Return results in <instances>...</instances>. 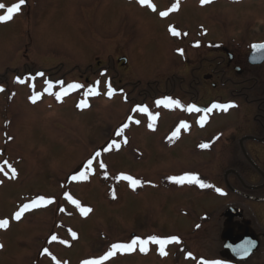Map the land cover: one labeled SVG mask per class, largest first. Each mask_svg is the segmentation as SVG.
<instances>
[{"label": "rangeland", "instance_id": "1", "mask_svg": "<svg viewBox=\"0 0 264 264\" xmlns=\"http://www.w3.org/2000/svg\"><path fill=\"white\" fill-rule=\"evenodd\" d=\"M25 1L10 21L0 22V220H8L0 228V264H83L106 255L113 243H130L132 234L148 239L152 229H164L173 217L163 193L165 176L178 163L155 164L153 151L131 144L144 121L126 99L105 101L69 88L43 94L44 83L24 74L23 46L28 44L33 64L46 69L54 60L67 73L72 67L64 52L102 57L117 40L129 61L126 69L111 72L120 85L180 63L173 54L185 35L191 36L188 41L200 36L204 48L207 41L219 42L231 33L263 38L264 0H149L155 11L139 0ZM0 3L11 6L19 0ZM164 11L168 15L161 17ZM188 53L196 59L193 50ZM130 89L128 84L123 90L129 98ZM56 93H62L61 99ZM34 95L39 97L35 102ZM82 101L87 107L78 106ZM134 118L141 123L135 125ZM187 166L181 162L177 169ZM80 173L86 178L72 179ZM137 175L143 183L135 188L121 179L138 180ZM40 196L53 202L15 219L23 205ZM81 208L91 211L85 214ZM146 247V252L139 246L117 251L103 264H167L166 255L156 259L150 244Z\"/></svg>", "mask_w": 264, "mask_h": 264}, {"label": "flooded vegetation", "instance_id": "2", "mask_svg": "<svg viewBox=\"0 0 264 264\" xmlns=\"http://www.w3.org/2000/svg\"><path fill=\"white\" fill-rule=\"evenodd\" d=\"M262 35L250 39L231 33L219 42L207 41L206 48L200 36L188 41L191 36L185 35L173 54L180 63L157 67L148 71V76L131 81L119 80L120 85L111 72L126 69L129 61L117 40L109 43L110 50L102 57L92 52L86 53V58L64 52L72 67L67 73H62L54 60L46 69L33 64L28 44L23 46V70L30 80H38L51 90L77 84L81 87L69 89L81 93L94 89L98 94L91 95L105 101L126 99L144 121L131 144L153 151L155 164L188 165L185 170L172 165L174 170L166 173L163 193L173 217L163 230L148 232V239L178 237L179 243L164 247L167 264H264V49L252 48L264 45ZM189 49L196 59L189 58ZM109 84L111 97L107 94ZM128 84L130 98L123 91ZM169 98L179 101L180 106L163 103ZM216 103L235 106L207 114L188 110L192 105L204 109ZM133 122L141 123L137 118ZM184 124L187 127H181ZM186 174L198 176L211 187L170 180ZM137 178L143 183L140 176ZM193 206L199 212H194ZM174 216H180V221ZM133 235L145 239L144 235ZM148 244L151 255L160 257L159 245ZM226 245L231 248L229 256Z\"/></svg>", "mask_w": 264, "mask_h": 264}, {"label": "snow or ice", "instance_id": "3", "mask_svg": "<svg viewBox=\"0 0 264 264\" xmlns=\"http://www.w3.org/2000/svg\"><path fill=\"white\" fill-rule=\"evenodd\" d=\"M139 2L141 4H149L150 7H152L153 11H155V6L154 5H151L149 3V0H139ZM207 2H210V0H201V3H207ZM25 3V0H19V3H16V4H13L11 6H6L4 3H0V10H5V13L4 15H0V22H7V21H10L14 14H16L17 12H19L21 6ZM177 7V5H173V9L172 10H175V8ZM168 15V12L167 11H164V12H160V16L161 17H165ZM171 33L173 35H179V33L175 30V28H171L170 29ZM198 46V45H197ZM254 48H258V49H264V45H254L253 46ZM181 54L182 53V50H181ZM18 82H23V81H19V78H18ZM51 87V85H50ZM78 87H81L80 85H77V84H70L68 85V88H71V89H75V88H78ZM3 89L0 88V91H2ZM89 94H98V92H96L94 89H89V92L86 93L85 95H89ZM109 97H111L113 95V90L111 88V85L109 84L108 86V93ZM61 95L62 93H56V98L59 100L61 99ZM39 97L37 95H34L32 97V100L33 102L36 101V99H38ZM157 103H161V101H158ZM163 103H165L166 105H169V104H175L176 106H180V103L179 101H172L170 98L163 101ZM79 107H87V104L86 102L82 101L80 105H78ZM235 105L233 104H219V103H216V104H213L210 108H204V109H200L198 107H196L195 105H192L188 110L190 111H196V112H204L205 114L211 112L213 109H220V110H224L226 111L228 108L230 107H234ZM141 111H147L146 108H141L140 109ZM155 118V117H153ZM201 123H203V118H201ZM138 123V121H137ZM128 125L125 124L121 129L118 130L117 132V135H119L122 131H123V128H126ZM181 127H187L186 124L184 125H181ZM173 135H175V133H173ZM208 145H201V147H207ZM97 156L100 155V153H96ZM7 163V162H5ZM89 164H91V161H89ZM101 167H103V165H101ZM9 168H11V166L9 165ZM2 167H0V171H2ZM12 176L14 177L16 175V172H15V169H12ZM86 178V174L85 173H80L79 176H72V179L73 180H77V179H85ZM121 179L123 180H127L130 182L131 186L133 188H135L137 185L141 184V181L137 180V179H134L132 178L131 176H122ZM170 180L177 183V184H183L185 182L189 183V184H198L201 188H206V187H211V185H208L206 183H204L203 181L200 180V178L196 175H182V176H173V177H170ZM217 191H219V189H217ZM67 199L72 203V204H75L77 207H80L79 203L76 201V200H73L71 196H67ZM53 201L51 199H45L43 196H40L38 197L37 199L33 200L31 202V204H25L23 205V207L20 209V211L16 212L15 213V219L16 220H19L21 218V215L29 210L30 208H34V207H38V206H41V205H45V204H50L52 203ZM91 211V209H86V208H81V212L82 213H87ZM8 226V220H0V228H6ZM72 236L75 237L76 234L73 232L72 233ZM52 240H56L57 237L56 236H52L51 238ZM151 242V243H154V244H157L159 245V251H160V254L161 255H166L165 251H164V247L166 244H169V243H179V239L178 237L176 236H172L168 239H160L156 236H152L150 237L149 239H133L130 243H113L111 245V250L104 256H101L100 259L98 260H85L83 262V264H103V262L105 260H107L109 257L113 256L117 251H122V252H131L133 251L137 246H139V249L141 252H146L147 251V247L146 245ZM248 249L247 248H244V251L246 252ZM45 252H47V249H45Z\"/></svg>", "mask_w": 264, "mask_h": 264}, {"label": "water", "instance_id": "4", "mask_svg": "<svg viewBox=\"0 0 264 264\" xmlns=\"http://www.w3.org/2000/svg\"><path fill=\"white\" fill-rule=\"evenodd\" d=\"M223 236H226V235H225V232L223 233ZM254 246H255V245H252V246L250 247V250H253ZM228 251H231V248H230L228 245H226V246H225V252L227 253V255H228ZM228 256H229V255H228Z\"/></svg>", "mask_w": 264, "mask_h": 264}]
</instances>
